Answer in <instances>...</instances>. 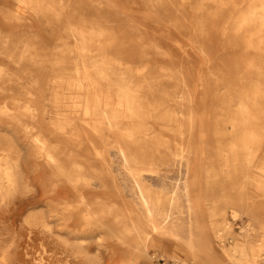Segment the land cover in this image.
Listing matches in <instances>:
<instances>
[{
	"label": "bare ground",
	"instance_id": "6f19581e",
	"mask_svg": "<svg viewBox=\"0 0 264 264\" xmlns=\"http://www.w3.org/2000/svg\"><path fill=\"white\" fill-rule=\"evenodd\" d=\"M122 1L137 5L134 0ZM179 1L187 26L189 13L184 0ZM7 2L26 12L29 35H15L16 26L0 16V209L12 199L21 205L34 201L23 220L26 238L52 242L57 238L73 247V257L85 258L82 243L67 238H96L98 245L104 237L115 238L132 250L133 264H152L150 247L159 249L171 264H264V79L258 77L264 69V0H197L191 8L189 29L200 36L195 39L198 50L204 52L203 37L210 40L216 18L222 16L218 31L225 46H231L225 52L234 53L227 62L233 76H224L225 92L207 108L213 133L223 137L226 129L231 131L229 138L211 148L224 173L220 212H214V203L206 210L215 238L200 221L204 207L203 197L196 193L201 182L198 151L183 141L186 133L192 136L197 122L193 97L184 90L194 65L189 64L188 76L180 69L165 73L177 74L176 82L183 84L174 94V108L166 107L155 80L146 76L147 55H155L152 52L138 55L146 61L142 64L114 53L115 39L105 37L100 20L87 18L77 8L72 11L67 1L0 0L10 7ZM228 3L232 9L225 13ZM97 4L114 6L111 0H97L93 8ZM44 24L50 25L48 32ZM41 28L56 37L53 49L42 44L39 33L30 34L31 29L40 32ZM173 36L159 38L166 46L177 42ZM173 44L165 55L190 61L193 47ZM203 75L200 72L197 102L204 93ZM157 90L158 99L148 100ZM156 118L162 121V131H171L174 148L168 145V134L150 123ZM110 147L136 195V209L123 211L116 204L111 187L120 190V184L106 172ZM165 162L178 166L170 193L162 186L154 188L144 176H156L158 165ZM203 173L206 184L217 177L207 166ZM206 199L217 202L214 196ZM239 218L236 231L233 225ZM0 238L18 237L10 230L0 231ZM214 243L221 248L220 256ZM35 252L26 259L28 253L19 258L4 250L0 264H49L45 258L52 252L43 242Z\"/></svg>",
	"mask_w": 264,
	"mask_h": 264
},
{
	"label": "rangeland",
	"instance_id": "374dc122",
	"mask_svg": "<svg viewBox=\"0 0 264 264\" xmlns=\"http://www.w3.org/2000/svg\"><path fill=\"white\" fill-rule=\"evenodd\" d=\"M66 1L71 6L72 11H75L77 8L87 18L100 20L103 27L106 28V31L104 32L105 37L111 36L115 39L113 45L114 48L112 50L114 53H121L127 57V59H132L135 64H142L146 61L148 62L147 64L149 66L148 69L150 70V73L146 74V76H148L150 80H155L154 83L156 88L159 89V94L162 91L161 98L165 100L164 106L166 105V107L170 106V108H174V94L183 89L182 81L178 80L176 82V77L178 76L177 74L173 77H168L165 73L177 72L175 69H180L188 76L189 64L194 65V72L189 75V78L187 77L189 80L186 79L187 81H184V90L193 97L192 106L197 116V122L192 136L189 135V133H186L183 141H189L193 148H197L198 151L197 154L199 159L198 164L200 165L199 173L201 182L200 188L199 190H196V193L203 197L202 207H204L203 215L201 216L200 221L205 224L204 227L209 237L215 238L214 229L210 224L208 211L206 210L207 208H211L214 203L216 204L214 205L216 206L214 212H220L218 208L223 205L221 196H224V191L222 190L223 188L221 189L220 184L222 183L224 173L222 174L219 168L220 164H222L220 157L216 156L211 148L217 143L229 138L231 131L230 129H226V134L223 137L213 133L210 129L209 120L207 118V108L210 103L216 99L217 94L220 95L225 92L226 87L223 85L226 84L222 80L225 75L229 76V74H231L230 64L227 62L229 61L228 58L233 57L234 53H226L231 49V46H225L223 43L224 36H222V34L218 31V27L224 19L222 20V16H220V18H216L215 29H213V32L211 31L209 33L210 42L207 40L205 41L204 37L203 42L200 41L202 42V46L204 48V52H202L198 50L197 42L195 40L197 37L200 38V36L198 33H192L189 29L190 20L193 15V10H191V8L197 0H184L183 2L185 11L187 14L189 13L187 26L183 22V10L182 7H180L181 5L179 0H161L159 2H156L155 0H134L137 4L136 6H129L122 0H111L114 4L111 8H106L105 6H100L99 4L95 5L96 7L99 6L98 8H93V2L97 0H64V2ZM7 3L10 7H5L0 3V16H6V18L10 19L12 27L16 26L15 35H29V28H26L28 23V20H26V12L22 10L21 6L19 8V5L17 4H11V2ZM55 3H57L56 5L59 7V1H55ZM231 9L232 5L228 3L225 6L224 12L227 13V11ZM21 16L24 17L21 18ZM15 17L17 18L15 19ZM158 18L159 21H157ZM196 23L198 26L200 25L199 18L196 19ZM157 25L162 27V29H158ZM43 26L48 32L50 25L44 24ZM32 33L35 35L39 33L38 36H40L41 42L46 48L53 49L55 42H57L55 36L52 38L50 35L44 33L42 28L40 29V32L37 30L35 31V29H31L30 34ZM169 33L174 34L173 37L177 38V42L173 41L171 44L166 42V46H164L162 38L160 39L159 37H165V34ZM230 35L231 34L228 33V36ZM69 40L70 39H68V41ZM105 42L107 44L108 41L105 40ZM178 43L184 45L189 44L193 47L190 51V61H180L175 57L165 55V52L167 51L166 49L174 48V46L171 47V45H177ZM221 48L224 50H221ZM146 50L155 55H147L148 60L145 61L138 55H141V52ZM259 57L260 59H263V55L261 53ZM242 62L244 61L242 60ZM44 64L45 66H49L46 61H44ZM243 67L244 66L242 65V68ZM200 72L204 73L203 76L205 83L203 84V97L201 101L197 102ZM258 73V77L261 80L264 79V69L261 68ZM240 74L244 76L243 70H240ZM230 76L232 77L233 74ZM136 78L140 79L141 76H136ZM238 84L241 83L238 82ZM153 96L154 98L152 100L150 99V96L148 100L151 102L156 101L158 99V90ZM150 110L156 112V108H150ZM150 123L155 126L157 131L168 134L171 138L172 134L169 129H165L166 131L161 130L162 121L160 119L156 118L150 121ZM168 145L171 148L175 147L172 138ZM160 150L161 152L164 151L163 145H161ZM23 153L26 155L28 151L24 149ZM105 158L110 164V169L107 168L106 172L113 174L116 181L120 184V190H116L113 186L111 187V192L116 198L115 201L118 208L123 211L126 208L136 209V195L132 189L129 188L128 182L126 181L127 179H125L122 175V169L119 163L120 158L113 147L108 149V152L105 154ZM206 166L213 170L214 173H217V177L212 180L210 178L208 180V184H206L207 179L203 173V169ZM177 169L178 166L175 164L165 162L158 165L156 176L151 174H145L144 176L150 179L149 182L154 188L162 186L165 193H170L173 183L178 175ZM40 178L41 177L39 176L35 179L36 185H38L37 183L40 181ZM221 190L223 191L222 193ZM208 196H214V198H217V202L211 200L208 202L207 199L204 200V198ZM19 201L20 200L12 199L8 206L0 209V231L5 233L6 231L11 230L18 237L0 238V252L8 250L10 251V256L15 254L19 258H24L26 256L25 254L28 253L26 259H29L30 257L33 258L36 256L35 251L38 248V245L43 242L46 248L52 252V257L48 256L45 258L49 264H133L134 255L132 250L126 244H118L115 238L104 237L100 245L96 243V238H67L73 243L81 242L87 253V258L83 255L73 257V247H66L63 243H61V241H56L58 240L57 238H54L53 242L46 241V238H26V229L25 227H22L23 220L29 212L31 207L30 204L34 203V201L23 203L22 205ZM6 207H9V209L6 210ZM225 211L227 212L226 215L229 216V210L226 209ZM214 217L219 218L218 215H214ZM239 220L240 218L236 220L233 225V228L236 231L238 229ZM214 244L213 250L220 256L222 253L221 248L216 243ZM161 254L162 253L156 247H150L148 251L150 262L154 264L156 260L160 259L164 262L167 261Z\"/></svg>",
	"mask_w": 264,
	"mask_h": 264
},
{
	"label": "built area",
	"instance_id": "2783aa9c",
	"mask_svg": "<svg viewBox=\"0 0 264 264\" xmlns=\"http://www.w3.org/2000/svg\"><path fill=\"white\" fill-rule=\"evenodd\" d=\"M154 264H171L170 262H168V261H163V260H156V262L154 263Z\"/></svg>",
	"mask_w": 264,
	"mask_h": 264
}]
</instances>
